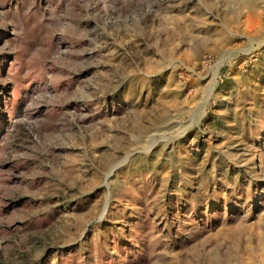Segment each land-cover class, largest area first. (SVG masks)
<instances>
[{
  "label": "rangeland",
  "instance_id": "obj_1",
  "mask_svg": "<svg viewBox=\"0 0 264 264\" xmlns=\"http://www.w3.org/2000/svg\"><path fill=\"white\" fill-rule=\"evenodd\" d=\"M0 264H264V0H0Z\"/></svg>",
  "mask_w": 264,
  "mask_h": 264
}]
</instances>
